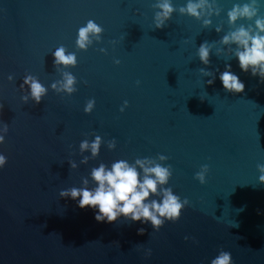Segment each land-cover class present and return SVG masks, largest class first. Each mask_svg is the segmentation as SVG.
Instances as JSON below:
<instances>
[{"label": "water", "instance_id": "obj_1", "mask_svg": "<svg viewBox=\"0 0 264 264\" xmlns=\"http://www.w3.org/2000/svg\"><path fill=\"white\" fill-rule=\"evenodd\" d=\"M157 2L0 0V135L8 125L0 144L7 159L0 168V264H211L221 250L233 264H264V184L257 168L264 164V83L241 71L235 44L220 42L241 25L254 26V19L228 23V11L250 0H215L220 14L205 11L201 20L179 13L188 0H171L177 11L162 29L154 24ZM257 4L264 17V0ZM89 20L104 31L100 40L90 34L82 50L78 30ZM205 41L208 65L197 55ZM61 45L65 55H76L75 66L54 67L52 53ZM226 64L244 82L243 93L223 89ZM200 68L216 73L213 84ZM65 72L76 79L70 95L51 87ZM29 74L47 89L39 104L21 99L30 95L27 85L20 88ZM90 99L95 106L86 114ZM97 135L99 155L81 153L80 143ZM84 156L87 164L80 163ZM138 158L171 165L168 184L158 190L170 187L189 200L177 222L165 221L159 231L124 218L97 222L92 208L59 196L84 187L83 178L94 188L91 169L101 163L110 168ZM205 164L202 185L194 177Z\"/></svg>", "mask_w": 264, "mask_h": 264}, {"label": "clouds", "instance_id": "obj_2", "mask_svg": "<svg viewBox=\"0 0 264 264\" xmlns=\"http://www.w3.org/2000/svg\"><path fill=\"white\" fill-rule=\"evenodd\" d=\"M153 7L159 9V11L155 12L154 16V24L157 29L164 28L172 14L177 11L173 7L171 0H158ZM178 11L181 15H188L201 20L202 13L205 11L209 15L213 11L216 15H219L221 9L216 6L215 0L212 3H209V0H188L186 6L179 7ZM258 13L257 0H250L249 3H244L242 6L240 4L234 5L227 13L228 23L235 25L241 19L249 21L254 19V26L249 25L246 28L241 25L235 31L224 35L220 42L224 45L235 44L234 55L238 60L241 71L245 73L250 72L253 77L258 76L260 82L264 83V17H260ZM210 24L211 21L209 19L203 20V26L207 27ZM103 31L104 29L101 26L89 20L86 26L79 28L76 46L79 49L86 50L91 44V40L89 39L90 34L95 35L96 39L100 40ZM216 31H221V28L217 27ZM210 50L207 41L198 47L197 55L204 65L210 63ZM99 51L106 52L105 49H99ZM52 55L54 57V67L59 65L75 66L77 63L75 54L70 53L65 55L63 45L58 47ZM115 63L119 64L120 61L116 60ZM57 70L59 69L57 68ZM199 71L204 76L212 77V79L207 81L208 85L215 82V72L208 71L205 68H200ZM219 79L226 92L237 94L243 93L245 90L244 82L232 72L230 64L225 65V70L220 72ZM8 80L12 81L13 77L10 75ZM57 83L61 82H54L51 87L58 93L65 92L70 95L77 91L73 87L76 79L71 73H64V80L60 88H57ZM25 85H27L30 95H23L21 97L22 101L27 104L29 98H31L35 104L41 103L42 97L47 93V89L31 74L24 77L23 83L20 85L21 90L25 88ZM127 103V101L124 102V107L120 109L121 112L127 107ZM94 106L95 100L90 99L86 103L84 112L90 114ZM2 107L3 105H0V109ZM3 132L5 135L7 134V124L3 125ZM5 135H0V144L5 142ZM101 143L102 138L99 135L95 136V139L91 143L85 139L79 145L80 152L83 153L90 150L91 158H95L100 153ZM107 147L110 150L115 149L116 140L112 139L108 141ZM89 159L90 157L84 156L80 163L87 164ZM158 159L166 161L168 158L164 155H159ZM6 163V157L0 154V168H3ZM69 163L71 168L75 169L77 167L74 161H70ZM154 163L150 158H138L134 164H130L126 160H118L113 162L110 168L101 163L98 167L91 169L90 177L95 184L94 188H88V178H83L84 187H71L61 190L59 196L61 198L78 200V207L80 209L92 208L97 222L113 223L120 218H124L131 222L150 223L153 230L159 231L164 226L165 221L175 223L180 219L182 210L189 205V200L185 198L181 201V198L175 195L170 187H160L158 190V185L164 186L168 184L172 176V170L171 165L164 167L159 163H155V166L152 167L146 166ZM137 166L143 172L142 178L140 171L137 170ZM257 168L260 173L259 183L264 184V164H258ZM208 172L209 166L207 164L202 165L194 178L203 185L206 183ZM151 197H159L160 199H152ZM137 231L138 234L142 235L145 229L140 228ZM187 239L188 237H185V240ZM147 255H151V250H148ZM211 264H233L232 256L229 252L221 250L218 256L211 260Z\"/></svg>", "mask_w": 264, "mask_h": 264}]
</instances>
